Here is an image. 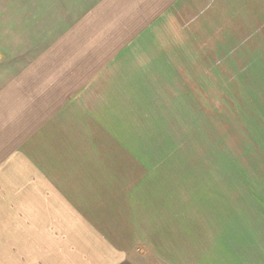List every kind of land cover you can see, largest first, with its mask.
Returning a JSON list of instances; mask_svg holds the SVG:
<instances>
[{
    "label": "crops",
    "instance_id": "crops-1",
    "mask_svg": "<svg viewBox=\"0 0 264 264\" xmlns=\"http://www.w3.org/2000/svg\"><path fill=\"white\" fill-rule=\"evenodd\" d=\"M186 49L257 72L262 111L226 133L231 173L186 159L182 189L141 188L109 121ZM254 134L264 0H0V264H264Z\"/></svg>",
    "mask_w": 264,
    "mask_h": 264
},
{
    "label": "rangeland",
    "instance_id": "rangeland-1",
    "mask_svg": "<svg viewBox=\"0 0 264 264\" xmlns=\"http://www.w3.org/2000/svg\"><path fill=\"white\" fill-rule=\"evenodd\" d=\"M247 41L241 40V46ZM250 43L252 46V40ZM171 57L175 60H170V66L178 69L160 72L158 81L154 76L159 86L137 88V95L135 91L129 94L136 102H127V111H122L128 118L109 121L113 131L117 127L121 132L113 137L127 149L121 153L110 151L112 158L121 154V159L127 160L129 176L144 175L141 188L151 184L159 190L182 189L186 159L196 165L204 164L200 168L204 174L213 172L214 168L205 166L212 160L222 162L221 173H231L232 167L224 164L232 166L234 161L226 163L224 158H228V152L225 154L219 147H224V138L227 132L231 133L234 120L241 121L247 130V124L253 121L248 113L262 111L259 107L262 104H255L253 100L263 99V87L249 85L250 79L255 83L257 72L250 70L249 76L247 71L227 70L232 60H226V56L216 65L214 56L191 54L188 49L186 55ZM244 58L245 55L240 56V65ZM256 59L257 56L254 63L252 58L249 66L258 67ZM217 66L226 69L220 70ZM248 95L253 97L250 103ZM255 134L252 135L256 138L254 142L264 153V146Z\"/></svg>",
    "mask_w": 264,
    "mask_h": 264
},
{
    "label": "trees",
    "instance_id": "trees-1",
    "mask_svg": "<svg viewBox=\"0 0 264 264\" xmlns=\"http://www.w3.org/2000/svg\"><path fill=\"white\" fill-rule=\"evenodd\" d=\"M233 120H234V118H233ZM233 120H231V121H233ZM224 121H225V120H224ZM224 121H223V122H224ZM226 121H228V120H226Z\"/></svg>",
    "mask_w": 264,
    "mask_h": 264
}]
</instances>
